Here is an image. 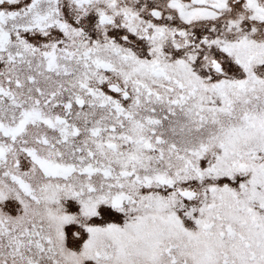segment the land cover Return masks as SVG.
Instances as JSON below:
<instances>
[{
	"label": "snow or ice",
	"instance_id": "1",
	"mask_svg": "<svg viewBox=\"0 0 264 264\" xmlns=\"http://www.w3.org/2000/svg\"><path fill=\"white\" fill-rule=\"evenodd\" d=\"M0 264H264V0H0Z\"/></svg>",
	"mask_w": 264,
	"mask_h": 264
}]
</instances>
